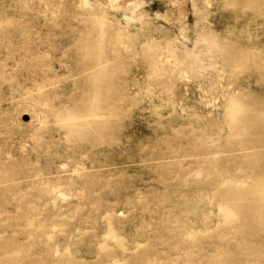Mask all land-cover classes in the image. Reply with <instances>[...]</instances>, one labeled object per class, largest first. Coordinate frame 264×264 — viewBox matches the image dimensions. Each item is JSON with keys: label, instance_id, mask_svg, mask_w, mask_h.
<instances>
[{"label": "rangeland", "instance_id": "rangeland-1", "mask_svg": "<svg viewBox=\"0 0 264 264\" xmlns=\"http://www.w3.org/2000/svg\"><path fill=\"white\" fill-rule=\"evenodd\" d=\"M0 264H264V0H0Z\"/></svg>", "mask_w": 264, "mask_h": 264}]
</instances>
